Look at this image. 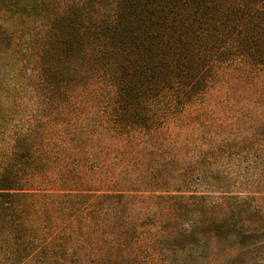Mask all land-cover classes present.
I'll use <instances>...</instances> for the list:
<instances>
[{
	"label": "trees",
	"instance_id": "obj_1",
	"mask_svg": "<svg viewBox=\"0 0 264 264\" xmlns=\"http://www.w3.org/2000/svg\"><path fill=\"white\" fill-rule=\"evenodd\" d=\"M260 72L264 0H0V264H241L264 249V226L234 216L264 205L211 201L176 160L211 89ZM225 145L209 143V169Z\"/></svg>",
	"mask_w": 264,
	"mask_h": 264
},
{
	"label": "rangeland",
	"instance_id": "obj_2",
	"mask_svg": "<svg viewBox=\"0 0 264 264\" xmlns=\"http://www.w3.org/2000/svg\"><path fill=\"white\" fill-rule=\"evenodd\" d=\"M240 76L243 80L232 79L233 86L229 83L218 82L211 89L213 111L206 114V110H210L211 107L205 108V102L200 107L201 109H194L195 113L200 115L188 122L187 131H183L181 140L176 143L178 147L176 160L180 167L185 169L187 166L188 175L186 177L191 174L195 177L192 183L193 189L208 192L211 201L221 200L219 196L225 194L238 196L237 199L234 197L232 199L236 204L264 205V138L262 137L264 131V72H260L257 78L253 77L249 81L243 77L244 75L240 74ZM223 97L224 106L216 108L215 104H218ZM205 114L208 116V127H211V132L206 136ZM199 117L200 120H198ZM185 137H187L186 141ZM215 140H221L223 145L224 143L230 144L231 146L225 145V147L235 148V151L223 152L212 165L213 169H209L211 157H206L205 154L210 151L209 143ZM184 142L191 144L190 150L184 148ZM203 157H206L205 162ZM205 169L208 173L212 170L210 173L213 174L212 180L205 179ZM144 205H146L145 202L138 201L136 208L139 209ZM134 214L133 210L125 217L131 219ZM234 216L241 220L237 226L242 229L248 230L249 227L256 225L264 226V217L247 214L245 206L242 210L238 208ZM234 221L235 218L230 222ZM200 250L202 252L203 245L200 246ZM258 254L264 256V249H254L244 253L243 257L245 255L246 261L241 264H264V259H260ZM251 256L255 258L248 261Z\"/></svg>",
	"mask_w": 264,
	"mask_h": 264
}]
</instances>
